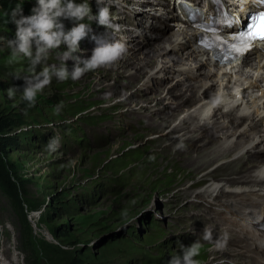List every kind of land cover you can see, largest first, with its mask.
Returning a JSON list of instances; mask_svg holds the SVG:
<instances>
[{"label": "rangeland", "instance_id": "1", "mask_svg": "<svg viewBox=\"0 0 264 264\" xmlns=\"http://www.w3.org/2000/svg\"><path fill=\"white\" fill-rule=\"evenodd\" d=\"M109 1L113 0H105V3ZM89 3L93 14H97L100 5L96 0H89ZM18 5L22 6L24 15H30L36 0H0V120L6 121V126L0 130V246L5 243L6 262L16 253L19 264H168L172 256L182 255V245H195L199 253L194 258L197 264H226L234 260L237 254L218 245V238L213 239L214 235H220L215 230L218 220L207 217L211 216L213 209L197 200L192 201V192L204 188L205 181L191 188L189 196L182 201L172 204L165 201L166 197L172 198L178 189L193 184L217 163L209 165L201 162L205 146H212L220 137L209 140L204 147L198 148L197 145L196 149L189 143L187 145L191 150H183L181 154L172 149L173 143L162 140L170 124L177 120L173 117L180 116L181 121L202 102L186 105L178 115L166 120L161 128L150 124L148 132H133L130 129L136 128V123L128 121L130 127L126 125L124 113L130 114L129 108L144 102L142 93L129 97L125 104H115L120 96L106 97L104 89L90 86L97 79L94 73L100 67L86 72L75 81L69 78L61 82L53 77L51 84L38 94L35 105L28 107L22 100L24 79L15 76V73H27L28 62L9 63L11 55L7 45L8 39L15 38L16 25L11 20V14ZM108 8L112 10V21L116 20L118 8ZM64 24L65 30H69L74 22L65 20ZM96 27H100L101 32L107 31L106 27L93 20L89 35ZM171 31L165 34H171ZM154 40L155 43H162L163 36ZM87 46L83 39L80 48L84 50V57L91 56L92 49ZM58 51L51 52L48 64L59 66ZM163 55L162 63L170 68L172 62ZM136 56L141 59L137 63L143 66V55L137 53ZM174 57L176 59V55ZM73 65L72 60L67 61L69 70ZM178 72L176 69L175 73ZM164 75L158 72L151 79L158 83L157 79L163 80ZM174 79L175 75L164 84ZM190 79L200 81V77ZM107 83L113 86L115 79L111 77ZM201 84L195 82L186 87L178 84L173 91L178 92L177 98L184 96L186 99ZM160 85L158 87L166 94L167 85ZM221 85L218 83L216 88ZM12 86L20 90L10 99L7 89ZM124 90L130 94L129 86H125ZM154 90L147 88L144 93L151 94ZM94 103L99 104L101 111L108 109L109 105H112V110L96 112ZM233 127L236 130L240 125ZM135 135L140 140L126 141L127 137ZM241 137L243 135H239L238 139ZM249 138L246 137V140ZM53 140L58 141L54 151L49 147ZM181 141L185 140L182 138ZM121 145L124 151L116 154ZM261 146V143L257 145V151L261 153L242 166L253 162V166L249 167L251 170L263 165ZM165 148L171 150L164 161L178 168V177L190 171L194 176L180 187H170L173 182L163 177L160 180L150 178L154 186L152 190L127 189L128 183L123 176L139 156L130 157V161L124 164H117L118 160L131 151L146 155L150 151L164 153ZM233 168L228 167L229 170ZM214 173H217L214 180L236 175L222 170H215ZM196 211L204 214L192 217L191 214ZM206 231L208 239H205ZM47 233L52 236L48 237ZM230 245L234 246L233 243ZM218 248L228 249L226 256L215 254Z\"/></svg>", "mask_w": 264, "mask_h": 264}, {"label": "bare ground", "instance_id": "2", "mask_svg": "<svg viewBox=\"0 0 264 264\" xmlns=\"http://www.w3.org/2000/svg\"><path fill=\"white\" fill-rule=\"evenodd\" d=\"M158 2V0H113L105 3L107 7L116 6L123 12V14H118L117 19L113 23L119 26L123 23L126 24L124 30L130 40V47L125 57L116 64L97 69L94 73L97 79L90 86L94 89H104L106 97H113L116 94L120 96L121 99L115 104H125L128 102L129 97L142 93L144 102H141V105L138 103L140 106L129 108L130 114L124 113V123L126 125L130 127L128 121L136 123V128L130 129L133 132H148L150 124L161 128L163 124L165 125L166 120L178 115L179 110L186 108V105H192L197 101L202 102L199 107H196L193 111L190 110L191 112L181 121L179 119L180 116L173 117L172 119L176 118L177 120L175 119L176 122H170V129L166 133V137L163 136L162 138L160 135L159 137L162 140L167 139V142L173 143L171 146H173L172 149L175 150L176 154H181L183 150L190 151L191 148L187 145L189 143L196 149L197 145L198 148L204 147L209 140L220 137L216 139L215 144L212 146H205L201 162L209 165L216 161L217 163L207 169L202 177L193 184L178 189L172 198L166 197L165 201L169 204L178 203L185 196H189L191 188L198 187V184H203L205 181L207 184L204 188L192 192L195 199L192 198V201L201 202L206 207L213 209L214 212L207 217H213L218 220L215 230L220 233V235H214L213 239L218 238L220 242L218 245L230 248L232 250L231 253L237 254L234 260H229L226 264H264V234L256 227L257 221L264 217V163L259 168L251 170L249 167L253 166V162L249 163V166H242L245 161L261 153L257 151V145L260 143L262 144L260 149L264 156V99L253 94L246 95L247 105L244 112L249 117L247 118L246 116L243 119L220 116L218 107L220 99L233 97L237 91L244 93L246 91V83L253 82L255 87H259V83L264 79V50L256 51L251 56L247 54L242 63H238L240 68L231 75L225 70L223 73L222 70L217 71L213 65L206 67L208 66V61L197 60L192 48V36H195L197 30L181 26H170V23L178 24V20L164 24L161 34L151 31V29L148 30L143 26L135 29L134 24L140 21L141 14L150 15L153 26L158 23V21H155L157 9L159 8ZM109 11L111 12L112 10ZM128 13L131 16H135V20L127 21ZM164 15H168V12ZM170 29H172L171 34H165ZM105 30L107 31L102 32V34L107 38L119 36L118 30L107 28ZM133 31H135V34ZM96 32L98 34L101 33L100 27L96 29ZM97 33L94 32L91 36L94 38ZM148 33H153L154 35L149 36ZM139 35L143 36V41L145 42H140L141 38ZM161 36H163L162 43L160 41H158L160 43H155L154 39L161 38ZM99 38L101 37L99 36ZM87 47L89 49L94 48L93 46ZM178 51H183V55L179 56ZM137 53L143 55L144 63L141 67L137 63L139 60V56H136ZM163 54H165V59L172 62L170 68L162 63ZM189 61H191L192 66L195 65L194 67L199 72L200 81L191 80L183 70L175 73L178 65L188 64ZM148 70L150 71L146 74ZM158 72L165 74L164 79H157L158 83H154L151 77H154ZM203 74L205 75L204 77H202ZM174 75V80L164 84L169 77ZM111 77L115 79L113 86L107 83ZM139 80L143 81V83L139 84ZM195 82H202L200 88H194L193 93H189L186 99L184 96H181V98L176 97L178 92L173 91L175 86L179 84L181 87H186L191 83L194 85ZM160 83V86L165 87L167 85L166 94H164L165 90L163 91L158 87ZM172 83H176V85H172ZM218 83H222V85L216 88ZM125 86H129L130 94L124 90ZM105 87H108V89H105ZM147 88H149V91L155 90L151 94H146L144 92H146ZM261 92L264 94L263 88ZM180 95L181 93L179 92ZM174 96L175 98H173ZM152 102L154 103L151 104ZM94 104L96 112L112 110V105H109L108 109L101 111L99 110V104ZM71 113L74 115L75 111ZM235 124L240 125L236 130H234L235 126L233 127ZM226 131L233 132L230 134V132L226 133ZM239 135H243V137L238 139ZM248 136L251 138L246 140ZM182 138L186 142L181 141ZM131 139L134 141L140 140L135 135L127 137L126 141ZM170 150L165 148L163 150L164 153L150 151L146 155L135 154V152L133 154L131 151L119 159L117 164H124L130 161V157L139 156L135 163L130 164L123 176L128 183L127 189L152 190L154 186L150 183V178L160 180L163 177H167L169 181L173 182L170 187L176 185H179L178 187L184 186L187 180L194 176V173L190 171V173H185L178 177V168L171 165L170 162L164 161ZM123 151L124 148L121 145L116 154H120ZM229 166H233V170H229ZM169 169L171 171H168ZM215 170L217 172L220 170L229 171V173L232 172L236 175H229L214 180L213 177L217 176V173H214ZM203 214L200 211H196L191 216L197 217ZM47 234L48 237L52 236L49 233ZM230 243H233L234 246L230 245ZM227 252L228 249L226 248H218L215 254L225 255ZM7 256L5 243H3L0 246V264H19V257L16 253L12 255L9 262H6Z\"/></svg>", "mask_w": 264, "mask_h": 264}, {"label": "clouds", "instance_id": "3", "mask_svg": "<svg viewBox=\"0 0 264 264\" xmlns=\"http://www.w3.org/2000/svg\"><path fill=\"white\" fill-rule=\"evenodd\" d=\"M96 3L100 5L97 14H93L89 0L79 3L77 0H36L30 15H24L19 5L13 10L11 20L16 25V32L14 39L7 40L11 55L9 63H19L21 60L28 62L26 74L15 73L17 79H24L22 100L28 107L35 105L38 94L51 84L53 77L61 82L69 78L79 80L86 72L110 67L125 57L127 47L123 42H102L101 38L96 37L91 56L82 55L84 50L80 48V42L92 31L93 20L107 29L118 30L115 29L105 0H96ZM65 20L74 22L69 30H65ZM55 50H59V66L47 63L51 52ZM69 60L74 62L71 70L67 66ZM18 90L20 88L17 86L9 87L8 97L14 98ZM49 147L54 151L58 141L53 140ZM208 238L209 233L206 231L205 239ZM181 252L182 255L172 256L168 264H197L194 258L199 253L195 245H182Z\"/></svg>", "mask_w": 264, "mask_h": 264}, {"label": "snow or ice", "instance_id": "4", "mask_svg": "<svg viewBox=\"0 0 264 264\" xmlns=\"http://www.w3.org/2000/svg\"><path fill=\"white\" fill-rule=\"evenodd\" d=\"M209 2L212 3L213 0H209ZM260 3L264 4V0H260ZM223 22L227 23L229 26L233 24L240 25L238 30L234 33L231 42L220 36L214 37L220 45L228 49L229 55H235L236 57L243 56L254 48L256 42H264V11L252 12L246 19L232 17ZM209 27L211 31H216L214 28H211V26Z\"/></svg>", "mask_w": 264, "mask_h": 264}, {"label": "trees", "instance_id": "5", "mask_svg": "<svg viewBox=\"0 0 264 264\" xmlns=\"http://www.w3.org/2000/svg\"><path fill=\"white\" fill-rule=\"evenodd\" d=\"M5 126H6V121L0 120V130H3Z\"/></svg>", "mask_w": 264, "mask_h": 264}]
</instances>
